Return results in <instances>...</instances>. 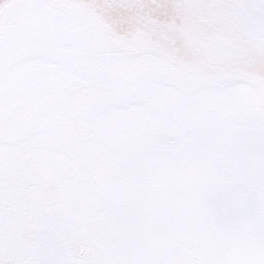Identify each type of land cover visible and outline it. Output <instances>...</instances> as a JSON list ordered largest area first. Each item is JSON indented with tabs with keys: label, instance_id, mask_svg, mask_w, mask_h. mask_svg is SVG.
Segmentation results:
<instances>
[{
	"label": "snow or ice",
	"instance_id": "6c2138e0",
	"mask_svg": "<svg viewBox=\"0 0 264 264\" xmlns=\"http://www.w3.org/2000/svg\"><path fill=\"white\" fill-rule=\"evenodd\" d=\"M0 264H264V0H0Z\"/></svg>",
	"mask_w": 264,
	"mask_h": 264
}]
</instances>
